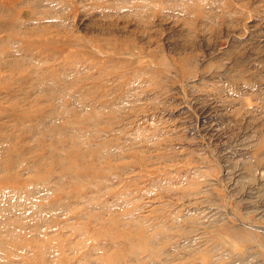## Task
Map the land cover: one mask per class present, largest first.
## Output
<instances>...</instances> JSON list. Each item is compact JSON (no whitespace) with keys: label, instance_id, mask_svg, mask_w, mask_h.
<instances>
[{"label":"rangeland","instance_id":"374dc122","mask_svg":"<svg viewBox=\"0 0 264 264\" xmlns=\"http://www.w3.org/2000/svg\"><path fill=\"white\" fill-rule=\"evenodd\" d=\"M0 264H264V0H0Z\"/></svg>","mask_w":264,"mask_h":264}]
</instances>
